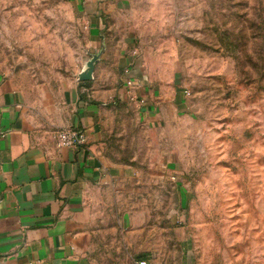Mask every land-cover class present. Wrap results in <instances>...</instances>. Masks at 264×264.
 I'll return each instance as SVG.
<instances>
[{
    "label": "rangeland",
    "instance_id": "rangeland-1",
    "mask_svg": "<svg viewBox=\"0 0 264 264\" xmlns=\"http://www.w3.org/2000/svg\"><path fill=\"white\" fill-rule=\"evenodd\" d=\"M85 1L0 0V81L49 126L114 84L92 264H264V0H108L97 42ZM126 57L151 104L118 93Z\"/></svg>",
    "mask_w": 264,
    "mask_h": 264
},
{
    "label": "crops",
    "instance_id": "crops-1",
    "mask_svg": "<svg viewBox=\"0 0 264 264\" xmlns=\"http://www.w3.org/2000/svg\"><path fill=\"white\" fill-rule=\"evenodd\" d=\"M113 7L108 0L84 2L94 42ZM119 64L129 70L131 92L151 104L157 88L130 57ZM124 87L123 98L130 93ZM15 88L0 81V264H92L97 233L88 196L110 167L102 138L114 84H93L88 102L74 93L65 116L50 126L34 121ZM70 129L84 132V147L58 146L57 134Z\"/></svg>",
    "mask_w": 264,
    "mask_h": 264
},
{
    "label": "built area",
    "instance_id": "built-area-1",
    "mask_svg": "<svg viewBox=\"0 0 264 264\" xmlns=\"http://www.w3.org/2000/svg\"><path fill=\"white\" fill-rule=\"evenodd\" d=\"M124 74L126 76L125 78V85L128 89L133 88V82L130 78H127V75L129 74L128 68L124 70ZM130 99L132 101L136 100V97L134 94L129 93ZM141 105H144L145 101L141 99L139 101ZM57 144L59 147L64 148H73L77 149L79 147H84L86 144V136L83 131L80 130H62L57 134ZM139 264H146V262H140Z\"/></svg>",
    "mask_w": 264,
    "mask_h": 264
},
{
    "label": "water",
    "instance_id": "water-1",
    "mask_svg": "<svg viewBox=\"0 0 264 264\" xmlns=\"http://www.w3.org/2000/svg\"><path fill=\"white\" fill-rule=\"evenodd\" d=\"M93 60H96V58L93 59ZM92 71H93V63H92V62H89V63H88V69H87V72H85V74H83V75L80 76V80L85 81V80H89V79H91Z\"/></svg>",
    "mask_w": 264,
    "mask_h": 264
}]
</instances>
